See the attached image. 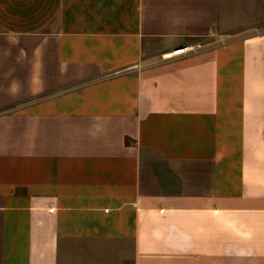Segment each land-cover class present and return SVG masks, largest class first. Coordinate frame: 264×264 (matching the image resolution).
I'll return each mask as SVG.
<instances>
[{
  "label": "crops",
  "instance_id": "obj_1",
  "mask_svg": "<svg viewBox=\"0 0 264 264\" xmlns=\"http://www.w3.org/2000/svg\"><path fill=\"white\" fill-rule=\"evenodd\" d=\"M0 264H264V0H0Z\"/></svg>",
  "mask_w": 264,
  "mask_h": 264
},
{
  "label": "built area",
  "instance_id": "obj_2",
  "mask_svg": "<svg viewBox=\"0 0 264 264\" xmlns=\"http://www.w3.org/2000/svg\"><path fill=\"white\" fill-rule=\"evenodd\" d=\"M194 52L196 51V47L195 46H188V47H184V48H181V49H177L175 50L174 52L170 53V54H165L163 56L164 59H170L176 55H180V54H186L188 52Z\"/></svg>",
  "mask_w": 264,
  "mask_h": 264
},
{
  "label": "rangeland",
  "instance_id": "obj_3",
  "mask_svg": "<svg viewBox=\"0 0 264 264\" xmlns=\"http://www.w3.org/2000/svg\"><path fill=\"white\" fill-rule=\"evenodd\" d=\"M216 33H217V32H214V33L212 34V37L214 36V39L216 38ZM220 41H221V39H220ZM220 41H219V42H220ZM205 42H206V41H202V42L200 41V43H202V44H205Z\"/></svg>",
  "mask_w": 264,
  "mask_h": 264
}]
</instances>
